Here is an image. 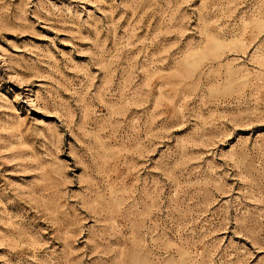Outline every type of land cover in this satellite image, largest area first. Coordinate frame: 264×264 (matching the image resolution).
I'll return each instance as SVG.
<instances>
[{
    "label": "rangeland",
    "instance_id": "rangeland-1",
    "mask_svg": "<svg viewBox=\"0 0 264 264\" xmlns=\"http://www.w3.org/2000/svg\"><path fill=\"white\" fill-rule=\"evenodd\" d=\"M0 264H264V0H0Z\"/></svg>",
    "mask_w": 264,
    "mask_h": 264
}]
</instances>
